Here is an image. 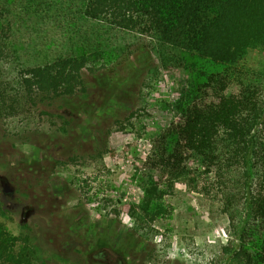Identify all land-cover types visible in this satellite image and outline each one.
Here are the masks:
<instances>
[{"label":"rangeland","instance_id":"1","mask_svg":"<svg viewBox=\"0 0 264 264\" xmlns=\"http://www.w3.org/2000/svg\"><path fill=\"white\" fill-rule=\"evenodd\" d=\"M114 38L112 47L128 46L125 55L86 72L84 94L0 113V225L30 237L38 264H242L236 225L196 162L194 183L164 189L166 214L145 224L130 217L153 142L178 121L175 101L190 76L161 69L149 39ZM16 40L31 62L49 45L45 55L67 48L54 18L28 21ZM246 65L264 71V53L251 52ZM16 72L15 63H0V80L12 87Z\"/></svg>","mask_w":264,"mask_h":264},{"label":"trees","instance_id":"2","mask_svg":"<svg viewBox=\"0 0 264 264\" xmlns=\"http://www.w3.org/2000/svg\"><path fill=\"white\" fill-rule=\"evenodd\" d=\"M52 18L66 50L45 55L49 45L37 60H21L18 32ZM121 34L149 39L161 69L190 76L175 101L178 121L153 142L139 179L143 197L129 206L130 217L145 224L166 214L164 189L194 183L196 162L236 225L234 257L264 264V71L246 65L251 52L264 53V0H0V63L17 69L15 87L0 80V113L84 94L86 72L125 55L128 46L109 43ZM36 258L27 234L0 225V264Z\"/></svg>","mask_w":264,"mask_h":264},{"label":"flooded vegetation","instance_id":"3","mask_svg":"<svg viewBox=\"0 0 264 264\" xmlns=\"http://www.w3.org/2000/svg\"><path fill=\"white\" fill-rule=\"evenodd\" d=\"M4 190L6 193H8L10 191V189H8V188H5Z\"/></svg>","mask_w":264,"mask_h":264}]
</instances>
